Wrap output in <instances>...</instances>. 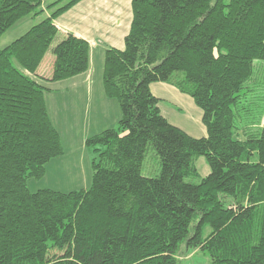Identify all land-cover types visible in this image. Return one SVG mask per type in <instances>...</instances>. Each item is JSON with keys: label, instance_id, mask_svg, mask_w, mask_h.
<instances>
[{"label": "trees", "instance_id": "1", "mask_svg": "<svg viewBox=\"0 0 264 264\" xmlns=\"http://www.w3.org/2000/svg\"><path fill=\"white\" fill-rule=\"evenodd\" d=\"M79 1L0 50V264H177L183 242L207 252L209 264H264V113L255 133L237 134L241 92L264 61V0H131L124 48L105 50L104 93L120 119L86 139L97 153L91 185L30 191L28 181L63 154L45 87L30 75L60 33L54 19ZM42 4L0 0V37ZM52 51L50 81L89 68V43L72 33ZM156 82L193 99L205 137L162 116ZM149 147L160 161L153 178L141 173ZM200 156L210 172L187 182L199 176ZM204 225L211 232L202 240Z\"/></svg>", "mask_w": 264, "mask_h": 264}, {"label": "rangeland", "instance_id": "2", "mask_svg": "<svg viewBox=\"0 0 264 264\" xmlns=\"http://www.w3.org/2000/svg\"><path fill=\"white\" fill-rule=\"evenodd\" d=\"M68 1L70 0H43V4L36 15L31 14L21 18L2 34L0 37V50L22 36L30 27L50 16L55 9ZM55 2L56 4L54 5ZM86 2L87 0L72 10L76 11L81 9L86 5ZM67 18L69 17L66 16L64 19ZM63 35L65 34L59 33L45 53L35 74L30 75L45 87L46 108L50 119L59 132L63 154L47 163L45 174L42 178L30 179L28 181V188L30 191H35L39 188H50L61 192H68L88 188L92 183V162L93 159L97 157V153L94 152L93 147L86 145V139L107 128H116L120 119V109L117 100L108 98L104 93L102 79L104 57H102L99 65H97L98 62H96L95 67L92 66V81L95 84V86L92 87V92L86 93L85 88H81L83 90L81 91L80 89L79 96L75 97L76 93L72 91L74 94V101L73 98H71L72 95L69 86L71 82L63 81L55 84L53 81H50L52 63L55 59L52 49ZM99 47L101 50L104 49L103 45H99ZM254 66L252 78L247 82L245 88L241 92L242 97L239 103V107L242 108L239 120V125L241 127L240 130L237 131L239 138L243 137V127L250 128L251 130H249L255 133L256 129H258L257 127H259L260 121L258 122V120L264 113V61L256 60ZM49 82L52 83L49 84ZM155 87L157 86L153 85L152 89L154 90ZM99 97H103L104 101L102 100L101 104L105 102L103 106L105 108L104 111L98 110V115L92 118L89 116V111L87 112L85 109L89 106L88 104L95 106L99 102ZM186 97L190 100L193 109L189 106H182V109H176V107L171 106L175 109L176 120L180 122L178 124L182 126L183 119H192L193 121L197 120V123L204 127L201 118L195 117L196 115L194 113V107L199 113L202 112L201 109L196 106L189 95H186ZM72 103L73 106L71 107ZM163 110L165 112L164 107ZM60 113L64 116L60 117ZM173 120V117H170V121L174 122ZM245 122H251L255 126L243 124ZM253 127H255V129ZM193 162L199 176L186 177L185 180L197 184L201 178L209 174L210 168L203 156L195 158ZM159 172V157L155 150L149 147L142 164L141 173L145 177L153 178L157 177ZM195 222L196 221H194V224ZM201 232V239L204 240L209 236L211 229L209 226L204 225ZM175 258L177 264L210 263V257L207 252L197 247H188L185 242L179 246Z\"/></svg>", "mask_w": 264, "mask_h": 264}, {"label": "crops", "instance_id": "3", "mask_svg": "<svg viewBox=\"0 0 264 264\" xmlns=\"http://www.w3.org/2000/svg\"><path fill=\"white\" fill-rule=\"evenodd\" d=\"M85 1L86 0H80L54 20V24L61 33H72L76 37L86 40L90 46L89 68L86 72L65 80L53 82L55 84L63 81L71 82L69 86L73 101L74 94L72 91L76 93L75 97L79 96L78 94L81 88H85L86 93L92 92V87L95 86L92 81V66L95 67L96 62H98L97 65L101 63V59L104 57L105 50L108 47L118 49L124 48V38L129 32L132 20L131 0H87L86 5L81 9L76 11L72 10ZM66 16L69 18L64 19ZM99 45H103L104 49L101 50ZM50 83L52 82H49V84ZM153 85L157 86L154 90L152 89ZM82 90L83 89H81V91ZM150 90L154 96L159 98L158 106L162 116L171 124L182 129L194 138H202L207 135L205 126L203 127L198 124L197 120L183 119L182 126H180L178 124L180 122L176 120L175 109L171 106L176 107V109H182V106H189L193 109L190 100L186 97L187 94L184 95V93L180 92L175 86L166 82L152 83L150 85ZM98 99L99 102L95 106L88 104L89 106L85 109L87 112L89 111V116L92 118L98 115L100 110L104 111L105 108L103 107L105 102L101 104L103 97H99ZM162 106L165 108V112ZM194 113L196 115L195 117L199 119L202 117V112L199 113L195 107ZM62 116L64 115L60 113V117ZM170 117H173L174 122L170 121Z\"/></svg>", "mask_w": 264, "mask_h": 264}]
</instances>
